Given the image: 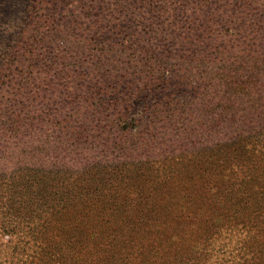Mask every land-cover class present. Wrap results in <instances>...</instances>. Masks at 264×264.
Instances as JSON below:
<instances>
[{"label":"trees","instance_id":"trees-1","mask_svg":"<svg viewBox=\"0 0 264 264\" xmlns=\"http://www.w3.org/2000/svg\"><path fill=\"white\" fill-rule=\"evenodd\" d=\"M0 29V264H264V0H0Z\"/></svg>","mask_w":264,"mask_h":264},{"label":"rangeland","instance_id":"rangeland-1","mask_svg":"<svg viewBox=\"0 0 264 264\" xmlns=\"http://www.w3.org/2000/svg\"><path fill=\"white\" fill-rule=\"evenodd\" d=\"M1 30V29H0ZM3 52V49L0 48V53ZM0 153H2V150H0ZM7 238V237H5Z\"/></svg>","mask_w":264,"mask_h":264}]
</instances>
